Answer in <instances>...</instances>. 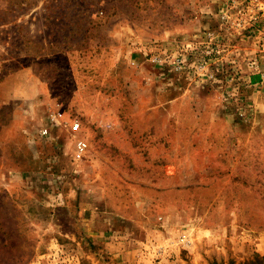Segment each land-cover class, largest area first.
Wrapping results in <instances>:
<instances>
[{
	"label": "rangeland",
	"instance_id": "1",
	"mask_svg": "<svg viewBox=\"0 0 264 264\" xmlns=\"http://www.w3.org/2000/svg\"><path fill=\"white\" fill-rule=\"evenodd\" d=\"M255 58L264 0H0V264L264 257Z\"/></svg>",
	"mask_w": 264,
	"mask_h": 264
},
{
	"label": "built area",
	"instance_id": "2",
	"mask_svg": "<svg viewBox=\"0 0 264 264\" xmlns=\"http://www.w3.org/2000/svg\"><path fill=\"white\" fill-rule=\"evenodd\" d=\"M223 16H226V12ZM250 65L256 69V73L259 75V81L256 83H260V85L264 86V68H259V63L256 58L250 62ZM57 126L68 129L73 139V149L75 154L77 156L84 154L88 147V143L81 135L82 130L80 120L77 117L66 115L59 103L54 104L52 108L48 109L46 113V121L38 127V134L41 137H49L52 135V129Z\"/></svg>",
	"mask_w": 264,
	"mask_h": 264
},
{
	"label": "trees",
	"instance_id": "3",
	"mask_svg": "<svg viewBox=\"0 0 264 264\" xmlns=\"http://www.w3.org/2000/svg\"><path fill=\"white\" fill-rule=\"evenodd\" d=\"M256 258L259 259V260L255 259V260L252 262V264H264V262H261L262 258H264V257H260V258L256 257Z\"/></svg>",
	"mask_w": 264,
	"mask_h": 264
},
{
	"label": "crops",
	"instance_id": "4",
	"mask_svg": "<svg viewBox=\"0 0 264 264\" xmlns=\"http://www.w3.org/2000/svg\"><path fill=\"white\" fill-rule=\"evenodd\" d=\"M259 76L258 75H254L253 76V79H257Z\"/></svg>",
	"mask_w": 264,
	"mask_h": 264
}]
</instances>
